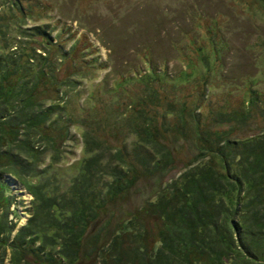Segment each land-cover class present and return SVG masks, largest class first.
I'll return each instance as SVG.
<instances>
[{
    "label": "rangeland",
    "instance_id": "374dc122",
    "mask_svg": "<svg viewBox=\"0 0 264 264\" xmlns=\"http://www.w3.org/2000/svg\"><path fill=\"white\" fill-rule=\"evenodd\" d=\"M11 4L8 0H0V31L3 33H0V45L6 43L4 37L8 39L4 30L16 25L17 37L47 44L53 61L62 64L61 74L56 73L57 79L68 80L69 92L64 95L69 104V117L75 121L70 127L73 139L64 143L72 155H68L62 165L53 168L49 176L37 182L38 187L55 185L57 171L63 170L61 167L69 172L65 177L67 181L76 183L78 172L70 169L86 156L82 152L86 141L83 134L105 144L103 148L109 146L110 156L113 153L114 158L123 150L124 164L133 165L132 169L138 168L142 173H145L142 168L145 163L140 162L142 158L151 166L164 159V148L177 149L176 155L179 156L173 157L174 165L153 176L156 179L142 178L136 190L114 201L117 205L110 203L112 199L106 200L107 208L100 210L103 222L112 217L113 222L121 224L123 219L135 213L141 219L147 202L155 203L157 198L160 200L158 195L161 192L174 190L173 184L195 168L196 161L207 162L194 152L198 145L195 130L197 132L199 127L209 133L229 132L233 140L244 141L264 135V0H11ZM8 8L19 12L21 19L6 18L5 15L11 12ZM218 53L220 68L213 57ZM38 55L43 57L44 51L40 50ZM163 65H167V75L178 77L184 73V80L176 77L178 82L172 84L167 76L149 81L148 76L143 75L147 72L155 75L161 72L159 68ZM132 72L143 77L142 82H147L136 85L118 82L137 78ZM73 73L80 75L82 82ZM104 79L108 84L102 83ZM113 84H119L118 92ZM124 86L131 88L124 90ZM96 91L100 92V97ZM161 95L165 102L158 101ZM92 105L97 109L100 125L93 126ZM146 106H152L153 110ZM194 113L200 124L188 122ZM220 117L226 122H218ZM164 118L168 120L165 135L170 137L166 141L157 139L160 147L136 139L135 134L140 131L136 126L142 129L146 122L162 123ZM177 137L179 140L175 144ZM138 150L139 155L135 153ZM215 159L218 158L215 156ZM43 163L39 170L48 165V159ZM0 178L1 185H8L2 186L3 197L6 195L4 198L10 200L7 201L10 202V214H6L7 207L2 208V213L11 221L14 217L22 218V221L13 223L17 229L25 222L32 226L31 221L36 219L34 210L39 208L40 199L32 198L10 174L1 173ZM29 185L38 193L34 183ZM16 186L22 190L18 192ZM14 191L25 196L29 214H25L24 208L15 202L18 197ZM147 211L145 221L151 222L147 224L151 237L155 238L160 231L168 233V222L150 209ZM60 212L72 213L64 209ZM59 218L62 216H58L57 222ZM97 224V228L102 227ZM173 228L177 230L174 225ZM51 229L58 230L55 226ZM59 233L55 234L57 240ZM32 256L28 254L27 259L15 260V263L43 264ZM12 261V252L8 250L2 264H12ZM80 264H97V261L89 257Z\"/></svg>",
    "mask_w": 264,
    "mask_h": 264
},
{
    "label": "trees",
    "instance_id": "16d2710c",
    "mask_svg": "<svg viewBox=\"0 0 264 264\" xmlns=\"http://www.w3.org/2000/svg\"><path fill=\"white\" fill-rule=\"evenodd\" d=\"M8 2L11 6V0ZM1 6L5 8L4 3ZM18 15L19 12L11 10L5 16L21 19ZM17 26L4 30L8 39L4 37L6 43L0 45V176L1 173L10 174L32 198L40 199V204L37 211L34 210L36 219L31 221L32 226L27 224L25 233L19 232L14 241H10L9 237L2 239L0 232V264L8 250L12 252V264H16L15 260L27 259L28 254L43 264H80L89 257H94L97 264H264L263 136L233 140L229 132L209 133L198 125L197 132L195 130L198 145L194 152L208 163L200 159L196 161V167L173 184L174 190L170 193L165 190L157 194L161 196L160 200L157 198L155 203H146L141 219L135 213L123 219L121 224L113 222L112 217L107 222L100 219V210L104 211L108 206L106 200L112 199L110 203L121 200V195L137 189L142 178H153L173 166V157L179 156L176 155L177 149L164 148V159L151 166L141 157L140 162L145 163L142 166L145 173H142L138 168L132 169L133 165L128 167L124 164L123 150L117 152L114 158L113 153L110 156L109 146L103 148L105 144L83 134L86 141L82 152L86 156L70 169L78 172L76 183L67 181L65 177L69 172L61 167L63 170L60 173L57 171L55 185L38 187L37 182L49 176L53 168L62 165L67 156L72 155L64 143L73 139L70 127L75 121L69 117V104L64 95L69 92L68 80L56 77V73L61 74V61H53L46 43L17 37ZM0 33L3 34L2 31ZM34 37L41 38L40 35ZM32 44L37 45L32 47ZM40 50L44 51L43 57L38 55ZM213 57L220 68V54ZM152 67L149 66L150 69ZM166 68L167 65H163L159 68L161 72L152 76L150 72L143 75L148 76L146 79L149 81L164 76L175 80L177 76L167 75ZM131 74L137 78L120 79L118 82L121 85L141 84L143 77L134 72ZM73 75L79 80L82 78L75 73ZM185 76L180 73L177 78L184 80ZM102 83L108 84L106 79ZM112 86L118 92L119 84ZM95 94L100 97V92ZM158 101L165 102L162 95ZM146 107L153 110L152 106ZM129 109L132 110V107ZM92 112L96 122L93 126L100 125L94 105ZM222 118L218 122H226ZM162 121L146 122L144 131L136 126V130H140L135 134L136 139L160 147V140L157 139L166 141L170 137L165 135L168 120L164 118ZM188 122L200 124V119L194 113ZM223 136H229L228 140ZM178 140L177 137L175 144ZM137 152L139 155L140 151ZM46 159L48 165L39 170ZM29 183L35 184L38 193ZM2 186L8 187L1 185L0 178V223L8 225L12 221L1 210L7 207L6 214L9 213L10 202L7 201L10 200L4 198L6 195L3 197ZM16 188L19 192L18 186ZM241 188L245 191L241 192ZM103 193L105 195L102 196ZM60 209L72 213L66 215ZM148 209L168 222V233L160 231L156 234L157 238L151 237L147 226L151 222L145 221ZM58 216H62L65 222L60 218L57 222ZM234 221L238 222L233 224ZM97 222L102 227L97 228ZM54 226L60 233L51 229ZM8 227L7 236L17 229L12 223ZM56 233L60 234L59 240L55 239ZM57 249L56 254L54 251Z\"/></svg>",
    "mask_w": 264,
    "mask_h": 264
},
{
    "label": "bare ground",
    "instance_id": "6f19581e",
    "mask_svg": "<svg viewBox=\"0 0 264 264\" xmlns=\"http://www.w3.org/2000/svg\"><path fill=\"white\" fill-rule=\"evenodd\" d=\"M180 81H183V80H180ZM171 82H173L172 84H175V83H177L178 82V80L177 79H175V80H171ZM227 138H229V136H223V139H227ZM262 140L264 141V135H263V137H262ZM16 188V187H15ZM14 189V188H13ZM17 189V188H16ZM18 189H20V190H22V188L21 187H18ZM17 192V191H16ZM15 191L13 192V194L16 196V193ZM23 193V192H22ZM16 197H18L17 198V201L16 202H18L23 208H24V213L25 214H29V204L26 202V199H25V196H16ZM23 200V201H22ZM224 212H226V210L224 209L223 210ZM13 217H14V215H12ZM20 218V217H19ZM10 220V219H9ZM20 221H22V218H20V220H18V219H16L15 217H14V220L11 222V220H10V222L13 224V223H17V222H20ZM11 223H8V225L10 226V224ZM27 224H29L28 222H25V223H23V225H21L20 227H19V229H16L14 232H13V234L12 235H9V236H7L6 235V230L9 228L8 227V225L7 224H2V223H0V232H1V238L2 239H6L7 237H9L10 238V241H14L13 240V238L19 233V232H21V233H25V231L27 230ZM13 235H15L13 238H12V236Z\"/></svg>",
    "mask_w": 264,
    "mask_h": 264
}]
</instances>
